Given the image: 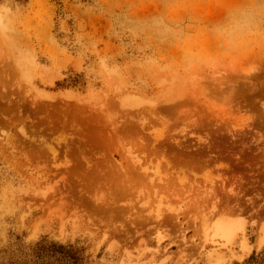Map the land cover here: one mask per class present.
<instances>
[{
  "label": "rangeland",
  "instance_id": "rangeland-1",
  "mask_svg": "<svg viewBox=\"0 0 264 264\" xmlns=\"http://www.w3.org/2000/svg\"><path fill=\"white\" fill-rule=\"evenodd\" d=\"M245 0H0V264L47 236L89 264L264 249V24Z\"/></svg>",
  "mask_w": 264,
  "mask_h": 264
},
{
  "label": "trees",
  "instance_id": "trees-1",
  "mask_svg": "<svg viewBox=\"0 0 264 264\" xmlns=\"http://www.w3.org/2000/svg\"><path fill=\"white\" fill-rule=\"evenodd\" d=\"M6 264H89L85 250L73 243H63L45 236L27 249L18 248ZM264 264V249L253 252L243 263Z\"/></svg>",
  "mask_w": 264,
  "mask_h": 264
},
{
  "label": "clouds",
  "instance_id": "clouds-1",
  "mask_svg": "<svg viewBox=\"0 0 264 264\" xmlns=\"http://www.w3.org/2000/svg\"><path fill=\"white\" fill-rule=\"evenodd\" d=\"M225 18L214 24L212 32L229 47H238L261 34L264 24V0H245L225 6Z\"/></svg>",
  "mask_w": 264,
  "mask_h": 264
}]
</instances>
